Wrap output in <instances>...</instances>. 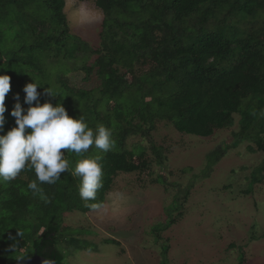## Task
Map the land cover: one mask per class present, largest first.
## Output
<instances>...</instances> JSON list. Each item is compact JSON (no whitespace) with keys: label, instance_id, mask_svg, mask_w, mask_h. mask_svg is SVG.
<instances>
[{"label":"trees","instance_id":"obj_1","mask_svg":"<svg viewBox=\"0 0 264 264\" xmlns=\"http://www.w3.org/2000/svg\"><path fill=\"white\" fill-rule=\"evenodd\" d=\"M94 2L104 14L102 42L95 48L70 33L65 0H0L1 46L7 36L2 25H9L12 32V46L0 50L4 53L0 75L10 77L12 109L17 94L21 107H28L23 87L33 82L26 79L36 73L48 75L46 58L72 59L89 50L94 59L83 69L87 76L95 74L96 92L74 89L60 74L55 85L43 80L34 83L40 86V103H60L70 117H83L91 128L104 124L114 141L110 151L98 149L102 186L94 200L80 198L79 178L73 175L80 157L68 150L64 155L69 170L54 184L37 181L43 195L28 188L36 180L34 171L25 169L8 182L5 192L0 191V196L4 194L0 200V264L13 262L10 255L18 260L34 253L66 264L57 247L63 214L96 210L117 173L148 165L142 149L140 160H133L127 138L133 134L146 138L156 162L164 165L162 147L151 140L157 121L171 123L180 133L208 137L216 129L232 126L238 114L235 135L243 140L253 133L256 149L264 151V26L245 30L229 18H256L264 10V0ZM137 64L148 67L138 70ZM126 74L131 75L130 82ZM112 99L114 107L109 106ZM218 153L209 154L210 159L215 160ZM10 243L12 254L7 250ZM21 247L27 250L21 253ZM161 256V264H166L167 246Z\"/></svg>","mask_w":264,"mask_h":264},{"label":"rangeland","instance_id":"obj_2","mask_svg":"<svg viewBox=\"0 0 264 264\" xmlns=\"http://www.w3.org/2000/svg\"><path fill=\"white\" fill-rule=\"evenodd\" d=\"M64 11L71 34L90 47L101 45L104 14L94 0H65ZM229 18L245 30L264 26V10L250 21ZM2 26L7 32L2 46L10 48L12 32L9 25ZM0 54L2 59L4 53ZM93 59L89 50L72 59L46 58L48 75L36 73L26 82L43 80L55 85L60 74L70 87L96 92L95 74L87 76L83 69ZM137 66L138 70L148 67ZM126 78L132 80L130 74ZM4 104L5 123L0 134L12 127V89ZM115 105L114 99L109 101L110 107ZM239 117L234 114L232 126L216 129L208 137L180 133L171 123L157 121L151 140L162 147L164 165L156 162L146 138L129 136L126 147L133 151V160H140L142 149L148 165L117 173L96 210L63 214L57 247L64 253V262L161 264L167 246L166 264H264V171H260L264 151L256 149L253 133L243 140L235 135ZM216 150L220 153L211 160L209 154ZM98 153L94 146L87 155L96 157ZM8 182H0L1 192ZM8 246L12 254V243ZM10 258L17 259L15 255Z\"/></svg>","mask_w":264,"mask_h":264},{"label":"clouds","instance_id":"obj_3","mask_svg":"<svg viewBox=\"0 0 264 264\" xmlns=\"http://www.w3.org/2000/svg\"><path fill=\"white\" fill-rule=\"evenodd\" d=\"M34 82L23 87L24 103L22 108L19 95L10 112L15 126L0 134V182L17 178L25 169L34 171L36 180L28 184L34 194L43 195L37 183L54 184L61 173L69 170L65 150L74 152L80 159L76 162L73 175L79 178V196L85 202L94 200L97 190L102 186L101 157L85 155L91 146L108 152L114 145L112 133L104 124L89 127L83 117L72 118L59 104L40 103ZM10 91V77L0 75V132L5 123V96ZM51 96V92L45 90ZM61 150H64L63 152Z\"/></svg>","mask_w":264,"mask_h":264},{"label":"water","instance_id":"obj_4","mask_svg":"<svg viewBox=\"0 0 264 264\" xmlns=\"http://www.w3.org/2000/svg\"><path fill=\"white\" fill-rule=\"evenodd\" d=\"M2 264H58L54 259H48L44 256L34 253L32 256L20 258L13 262H7Z\"/></svg>","mask_w":264,"mask_h":264}]
</instances>
